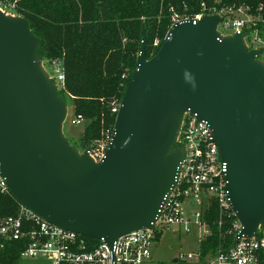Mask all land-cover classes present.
I'll list each match as a JSON object with an SVG mask.
<instances>
[{
	"label": "water",
	"instance_id": "obj_1",
	"mask_svg": "<svg viewBox=\"0 0 264 264\" xmlns=\"http://www.w3.org/2000/svg\"><path fill=\"white\" fill-rule=\"evenodd\" d=\"M224 17L176 22L123 94L104 159L78 153L62 133L64 99L37 57L25 19L0 10V171L12 197L43 220L104 239L151 229L183 160L176 147L187 111L206 121L227 163L231 209L242 229L264 230V63L244 33L222 36Z\"/></svg>",
	"mask_w": 264,
	"mask_h": 264
},
{
	"label": "trees",
	"instance_id": "obj_2",
	"mask_svg": "<svg viewBox=\"0 0 264 264\" xmlns=\"http://www.w3.org/2000/svg\"><path fill=\"white\" fill-rule=\"evenodd\" d=\"M0 4L27 21L39 39L40 60L62 62L65 82L59 95L71 98L74 117L90 122L80 140L85 149L114 127L112 103L122 100L137 68L142 30L147 58L153 52L152 58L180 16L194 19L244 8L264 42V0H0ZM155 40L159 43L153 47ZM17 208L12 196L0 192V215H13ZM219 220L213 205L205 212L210 234L200 241L201 259L233 246L230 219H224L222 226ZM21 249L20 244H11L0 251V264H21Z\"/></svg>",
	"mask_w": 264,
	"mask_h": 264
},
{
	"label": "built area",
	"instance_id": "obj_3",
	"mask_svg": "<svg viewBox=\"0 0 264 264\" xmlns=\"http://www.w3.org/2000/svg\"><path fill=\"white\" fill-rule=\"evenodd\" d=\"M9 6L13 7V4ZM5 9L0 4V10L6 14ZM247 11L244 8L223 9L215 14L224 17L219 27L233 29L228 35L243 32L248 49L259 50L261 58L264 42L258 37L254 29L256 23ZM202 16L198 15L194 19ZM51 65L54 73L48 77L53 79L60 91L65 82L62 62L55 60ZM120 104L121 101L112 103L111 111L115 117ZM84 121L78 116L73 123L81 124ZM112 137L113 129L106 130L99 140L85 149L95 163L104 159ZM175 146L183 150L179 176L159 219L151 229L120 236L110 247L104 239H89L50 224L17 202L15 214L0 215V251L6 250L11 244H20L21 258H47L53 264H143L150 257L151 245L165 230L180 227L189 233L193 226H197L203 229L202 238L209 235L205 212L215 205L220 212L219 226L223 225L224 219H230L228 234L233 236V246L209 257V264H264V230L261 227L257 230V236L241 237L234 244L242 226L231 209L226 180L227 163L221 156L209 124L199 121L197 114L187 111ZM0 192L12 196L1 171ZM198 257L201 255H188L187 259Z\"/></svg>",
	"mask_w": 264,
	"mask_h": 264
},
{
	"label": "rangeland",
	"instance_id": "obj_4",
	"mask_svg": "<svg viewBox=\"0 0 264 264\" xmlns=\"http://www.w3.org/2000/svg\"><path fill=\"white\" fill-rule=\"evenodd\" d=\"M220 3V0H217ZM239 9V8H238ZM6 14L9 16H15L9 8L5 9ZM202 15V14H201ZM179 21L186 20L182 19ZM178 20V19H177ZM176 20V21H177ZM177 21V22H179ZM176 23V22H175ZM223 35L231 34L233 29L219 27L218 31ZM159 41L155 40L153 47L158 45ZM264 48V46H263ZM151 51V50H150ZM153 55V52L149 55ZM264 63V54L259 58ZM44 71L48 76H52L54 73L51 63L40 60ZM65 101L67 108V116L63 123L62 133L69 142V144L78 152L83 153L85 146L80 142L85 127L90 123L84 121L81 124L73 123L74 112L73 102L70 97L64 95L62 97ZM202 230L200 227L193 226L189 233H185L180 227H173L170 230H165L160 235L159 239L155 241L150 247V257L143 264H209V257L201 259V257L194 259H187L188 255H200V241L202 239ZM21 264H53L47 258H22Z\"/></svg>",
	"mask_w": 264,
	"mask_h": 264
}]
</instances>
